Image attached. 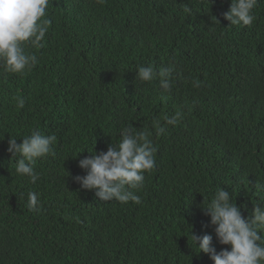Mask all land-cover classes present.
<instances>
[{
    "label": "trees",
    "instance_id": "1",
    "mask_svg": "<svg viewBox=\"0 0 264 264\" xmlns=\"http://www.w3.org/2000/svg\"><path fill=\"white\" fill-rule=\"evenodd\" d=\"M230 5L50 0L44 47L26 49L37 66L0 67V264H214L191 235L211 234L217 252L229 247L204 197L223 187L247 218L264 196V0L251 26H231ZM148 65L173 69L170 92L158 77L136 79ZM178 111L181 121L157 136L153 121ZM128 125L153 133L155 168L132 190L139 204L101 201L75 181L86 175L79 160L106 152ZM33 129L57 136L56 155L34 165L35 184L7 151L11 136L20 143ZM29 191L39 212L27 208Z\"/></svg>",
    "mask_w": 264,
    "mask_h": 264
},
{
    "label": "clouds",
    "instance_id": "2",
    "mask_svg": "<svg viewBox=\"0 0 264 264\" xmlns=\"http://www.w3.org/2000/svg\"><path fill=\"white\" fill-rule=\"evenodd\" d=\"M96 2L103 4L105 0ZM49 3L50 0H0V67L7 73L25 74L39 63L36 54L26 49L44 47L42 42L52 24L51 18H46ZM257 4L258 0H231L230 9L223 15L231 26H251L256 19L253 9ZM184 11L189 12L190 9L186 7ZM172 71L171 68L157 71L153 65L140 66L136 79L150 82L158 77L160 87L170 92ZM14 99L17 111L25 107L23 97ZM182 118L183 113L178 111L173 116L165 115L154 120L155 134L164 135L168 125H177ZM152 134L147 129L136 131L132 125L122 127L118 143H112L106 152L94 151L79 160V167L86 175L75 176V181L82 189L94 190L101 201L139 204L141 198L132 190L142 188L145 173L155 168L157 149L150 138ZM56 141L55 134L44 135L36 129L23 136L20 143L11 136L7 151L12 158L17 157L16 174L35 184L40 174L34 165L40 158L56 155L53 148ZM254 205L252 214L246 218L241 206L236 200L233 202L231 193L223 187L207 204L204 197L203 211L210 216L215 236L220 244L229 247L217 252L211 234L197 236L192 233L198 254L209 255L214 264H264V235H261L264 233V196ZM27 208L30 212L41 210L39 194L35 191L27 193Z\"/></svg>",
    "mask_w": 264,
    "mask_h": 264
},
{
    "label": "bare ground",
    "instance_id": "3",
    "mask_svg": "<svg viewBox=\"0 0 264 264\" xmlns=\"http://www.w3.org/2000/svg\"><path fill=\"white\" fill-rule=\"evenodd\" d=\"M70 169V168H69ZM201 224V223H200Z\"/></svg>",
    "mask_w": 264,
    "mask_h": 264
}]
</instances>
